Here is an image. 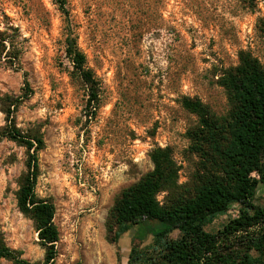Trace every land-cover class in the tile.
<instances>
[{
    "label": "rangeland",
    "instance_id": "obj_1",
    "mask_svg": "<svg viewBox=\"0 0 264 264\" xmlns=\"http://www.w3.org/2000/svg\"><path fill=\"white\" fill-rule=\"evenodd\" d=\"M67 10L54 0H0V30L18 27L21 47L20 61L0 52V126L2 99L29 93L15 118L44 139L36 192L55 205L54 264H128L132 247L151 240L128 233L111 239L107 221L116 198L153 169L157 146L174 149L180 181L187 180L186 132L197 116L178 99L189 95L217 114L228 110L217 74L238 63L241 49L264 63V0H69ZM68 27L102 87L91 116L86 88L66 56ZM26 161L24 146L0 138V238L21 258L43 263L34 221L18 205ZM254 203L264 207L263 184ZM239 208L215 215L207 229L216 231Z\"/></svg>",
    "mask_w": 264,
    "mask_h": 264
},
{
    "label": "trees",
    "instance_id": "obj_2",
    "mask_svg": "<svg viewBox=\"0 0 264 264\" xmlns=\"http://www.w3.org/2000/svg\"><path fill=\"white\" fill-rule=\"evenodd\" d=\"M54 1L68 13L69 0ZM19 35L14 25L0 30V52H6L11 61H20ZM65 52L73 74L86 88L88 115H94L102 87L71 27L65 29ZM217 76L229 103L224 114L215 113L198 97L181 95L178 99L197 116L186 132L187 180L180 181L183 164L174 149L157 146L150 153L153 169L115 200L107 221L111 239L118 241L128 233L141 243L151 240L143 248L132 247L128 264H264V207L254 203L259 186L264 185V63L250 50L241 49L238 63ZM29 95L2 99L6 123L0 126V138L26 148L27 170L20 178L18 205L34 221L45 260L27 261L1 238L0 259L14 264H54L60 239L54 222L56 209L51 199L36 192L38 153L45 146L44 139L39 129H23L15 118V109ZM232 205L240 206L238 214L216 231L208 230L215 215Z\"/></svg>",
    "mask_w": 264,
    "mask_h": 264
}]
</instances>
